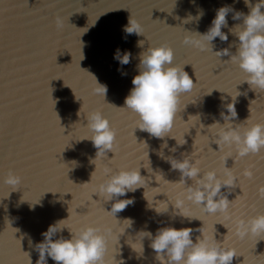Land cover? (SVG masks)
Listing matches in <instances>:
<instances>
[{
    "label": "water",
    "instance_id": "obj_1",
    "mask_svg": "<svg viewBox=\"0 0 264 264\" xmlns=\"http://www.w3.org/2000/svg\"><path fill=\"white\" fill-rule=\"evenodd\" d=\"M223 6L231 8L221 28L227 41L215 38L212 51L183 43L205 33ZM236 12L248 14L244 0H0V264H36L42 233L64 219L53 239H69L85 226L110 230L106 264H165L147 235L164 227L193 229V243L214 236L222 248L235 249L231 264H264V234L236 235L238 221L264 214V149L244 157L235 146L219 149V126H211L225 124L221 113L228 114L229 103L237 112L229 122L241 132L264 124V91L242 82L247 76L229 56L214 54L236 53L233 31L243 24V17L233 19ZM130 17L143 35L125 33ZM161 45L172 48L173 64L183 66L195 87L181 94L171 131L155 138L136 129L138 117L121 107L138 74L139 54ZM117 49L131 53L130 63L114 59ZM96 82L107 86L105 97ZM93 112L117 133L107 157L96 158L88 139ZM185 156L198 162L201 175L215 171L224 178L231 171L236 187L221 188L231 201L227 216L207 214L184 198L195 181L180 182L168 158ZM106 168L108 175L139 168L145 184L105 201L96 194L108 179ZM10 171L21 177L19 185L5 183ZM129 198L134 203L115 217L106 212L116 199ZM46 264L56 262L46 256Z\"/></svg>",
    "mask_w": 264,
    "mask_h": 264
},
{
    "label": "clouds",
    "instance_id": "obj_2",
    "mask_svg": "<svg viewBox=\"0 0 264 264\" xmlns=\"http://www.w3.org/2000/svg\"><path fill=\"white\" fill-rule=\"evenodd\" d=\"M244 3L249 7L248 14L236 12L233 16L234 20L243 17L242 26L235 27H238L239 31L231 30L239 40L236 53L231 54L228 49H222L214 54L217 57L229 56L231 62L237 64L246 74L247 78L242 82H246L254 91L256 89L264 91V12L261 11L264 8V0H258L254 5L250 4V0H244ZM230 10L229 6L217 9L208 30L203 34L197 33L195 39L190 35L184 39L183 43L201 51H212L211 42L215 38L219 37L221 41H227L228 36L221 31V28L227 26L226 16ZM202 15L203 12H201ZM124 31L129 35L133 33L143 35L141 25L131 17ZM142 45L143 41L138 42V46ZM130 57L131 53L127 51L121 54L117 49L114 53V59L118 60L121 65L130 63ZM173 59V50L167 45L150 47L141 52L138 74L132 78L133 87L125 97L124 107H121L131 110L138 117L136 129L147 132L155 138H163L171 131L181 94L189 93L195 87L193 79L184 71L183 66L173 64ZM97 85L99 86L96 90L97 94L105 97L107 86L98 83ZM238 95H240L239 92ZM226 108L228 114L221 113L225 124L223 126L219 123L211 125L219 126L218 138L215 142L218 148L235 146L240 157L249 153H258L264 149V124H254L241 132L238 127H233L229 122L237 117L234 103L227 104ZM87 122V127L92 132L91 138L88 139L96 149V158L107 157V152L114 153L117 133L110 126L109 121L100 112H93L87 118ZM185 143L183 138L182 143L178 145ZM168 162L173 170L180 172V182L185 184V178L195 181L194 187L187 186L184 193L185 199L201 207L207 214L221 213L227 216L231 201L221 195V188L225 187L229 190L236 187L235 177L230 170H226L224 178H220L215 171H208L201 175L198 162L197 164L191 163L188 156L181 160L169 157ZM104 171L106 175L111 173V170L107 168ZM246 175L250 177L252 173L247 172ZM5 183L17 186L21 183V177L10 171ZM144 184L145 179L140 175L139 168L122 169L108 175V179L99 185L96 195L104 198L105 201H111L114 198L125 196L128 192H134ZM260 195L264 198V188L260 189ZM133 203L134 200L131 198L116 199L111 210L106 212L115 217L117 213ZM183 205L184 199L177 200L175 208L180 212ZM180 215L188 217L186 214ZM64 220L49 225L47 231L42 233L44 239L36 245L39 252L36 264H46V256L56 264H106L107 233L110 230L85 226L77 232L70 233L69 239L63 237L53 239L55 234L63 229L58 228V225ZM125 220L131 225V220ZM192 231L191 228L164 227L158 229L154 237L151 233H147L151 237L150 247L156 253V259L164 260L165 264H231L233 257L237 256L235 249L222 248L214 236L198 239L196 243H193ZM248 234H264V214L254 216L247 221H238L236 235L243 239Z\"/></svg>",
    "mask_w": 264,
    "mask_h": 264
}]
</instances>
